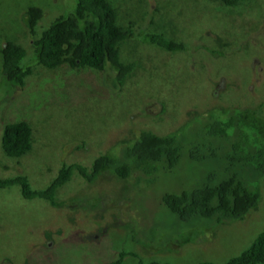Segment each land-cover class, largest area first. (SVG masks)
<instances>
[{"label":"rangeland","instance_id":"1","mask_svg":"<svg viewBox=\"0 0 264 264\" xmlns=\"http://www.w3.org/2000/svg\"><path fill=\"white\" fill-rule=\"evenodd\" d=\"M108 1L117 11L118 24L132 23L135 30L146 32L162 30L183 42L185 49L170 53L141 39L125 42L123 59L138 66L118 89L109 87L105 75L90 70L78 74L67 70L66 75L58 68H41L14 92L2 77L0 178L23 173L33 188L43 187V180H50L61 162L91 166L122 140L146 130L166 135L187 120L189 111L212 105L237 109L258 104L264 115V0L229 9L213 0ZM76 2L0 0V49L2 40L25 34L23 20L24 29L15 23V12L19 18L21 10L34 4L46 16L70 13ZM26 120L33 128V150L19 158L6 156L1 142L4 126ZM81 145L84 148L78 149ZM212 167L216 166L185 161L150 183L132 177L126 186L112 175L88 184L75 173L57 195L59 200L77 197L73 207L26 201L18 185L0 189V264H104L127 249L146 263H224L249 248L264 229V175L256 183L258 209L239 221L179 223L159 201L163 193L192 189ZM144 221L154 224L162 239L167 233H175L176 239L181 235L209 239L170 253L129 245V225L141 237L138 225ZM146 240L154 248L162 245L152 232ZM136 263L127 257L124 264Z\"/></svg>","mask_w":264,"mask_h":264},{"label":"trees","instance_id":"2","mask_svg":"<svg viewBox=\"0 0 264 264\" xmlns=\"http://www.w3.org/2000/svg\"><path fill=\"white\" fill-rule=\"evenodd\" d=\"M213 1L229 9L248 0ZM15 13V23L20 22L21 29L25 25V34L19 36L20 40L18 35L12 34L2 40L0 49V79L3 77L14 87L13 92L16 88H24L26 80L41 68H58L66 75L67 70L75 74L90 70L105 75L111 89L121 88L138 66L134 61L124 60L121 54V46L131 39H141L145 44L170 53L185 49L183 42L166 36L162 30L146 32V28L135 30L132 23L118 24L117 11L108 0H77L70 13L59 11L51 16H46L41 6L34 4L28 5L24 13L21 10L19 18H16L19 12ZM152 25L150 20L148 26ZM211 54L217 52L211 51ZM261 110L262 106L257 104L237 109L212 105L204 111H189L187 120L166 135L152 130L142 131L96 157L91 166L61 162L58 172L50 176L51 181L43 180V187L33 188L29 177L19 173L13 178H0V189L18 185L26 201H42L50 207H73L77 197L59 200L57 195L75 173L88 184L95 183L101 176L112 175L126 186L132 177L150 183L160 172L173 171L185 161L211 163L216 167L203 175L192 189L163 193L159 197L160 204L179 223L205 220L217 225L243 220L258 209L261 199L256 185L264 175V115ZM1 142L8 157L29 154L34 144L31 123L26 120L6 124ZM77 148L83 149L84 146ZM138 228L142 238L129 225V245L139 244L152 252L170 253L209 239L198 241L197 237L182 235L176 239L175 233H167L162 239L157 227L148 221L139 224ZM150 232L162 242L159 248L147 242ZM127 257L137 260L138 264H173L170 260L146 263L129 249L104 264H124ZM197 264H264V229L240 255L224 263L201 261Z\"/></svg>","mask_w":264,"mask_h":264}]
</instances>
